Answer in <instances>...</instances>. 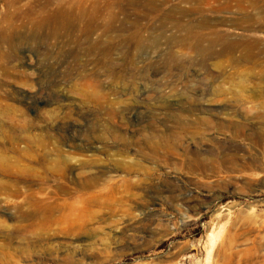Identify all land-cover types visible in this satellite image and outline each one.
Here are the masks:
<instances>
[{
	"label": "rangeland",
	"instance_id": "rangeland-1",
	"mask_svg": "<svg viewBox=\"0 0 264 264\" xmlns=\"http://www.w3.org/2000/svg\"><path fill=\"white\" fill-rule=\"evenodd\" d=\"M242 1L0 0L1 260L264 264V0ZM194 154L227 176L186 180Z\"/></svg>",
	"mask_w": 264,
	"mask_h": 264
},
{
	"label": "bare ground",
	"instance_id": "bare-ground-1",
	"mask_svg": "<svg viewBox=\"0 0 264 264\" xmlns=\"http://www.w3.org/2000/svg\"><path fill=\"white\" fill-rule=\"evenodd\" d=\"M247 1H249V0H244V1H242L241 3H239L238 4V7L241 9L242 8V6H243V3L244 2H247ZM228 2V1H227ZM236 4V3H235ZM224 5V4H223ZM229 7V6H228ZM227 7V8H228ZM224 8V7H223ZM229 9H230V7H229ZM250 37V36H249ZM252 37V36H251ZM255 37H252L251 38V42L252 43H250V41H248V43H244V49H242V50H244L245 51V55L249 58V57H251V51H252V48H253V43L254 44H258V40L257 39H254ZM240 40V39H239ZM244 40H245V38H244ZM229 46H230V48H231V50H236V47H237V45H236V43L235 42H230L229 43ZM256 47H254V49H255ZM259 50V49H258ZM257 50V51H258ZM256 52V51H255ZM254 52V53H255ZM253 53V54H254ZM257 53V55H258V53L260 54H262V53H264V51H261V50H259L258 52H256ZM254 55H256V54H254ZM253 55V56H254ZM259 56V55H258ZM262 56V55H261ZM175 116V117H174ZM172 117H174V118H180V116H178V115H173ZM174 135H172V137H173ZM189 156H191V160H190V162L188 163V165H187V168L190 170V172H189V174L188 175H186V177H184L186 180H198V179H203V178H207V177H211V178H216V179H223L225 176H227L226 174L229 172V170H228V172H227V169L225 168V166H214V165H212L211 163H209V161H207V159L205 158V156L204 157H198V156H196L195 154L194 155H189ZM153 159H156L157 161H160L161 163H168L167 161H165V159H162L161 158V156L160 155H158V154H156L155 156H153ZM185 162V161H184ZM173 163V162H172ZM171 163V164H172ZM178 163H179V161H178ZM206 163V164H205ZM180 165V164H179ZM174 176V175H173ZM173 176H169V177H167V178H169V179H172V180H176V178H175V176L173 177ZM183 178V177H182ZM231 254V253H230ZM230 254H225V256H224V261H223V263L222 264H229V259H230ZM216 256V255H215ZM223 256V255H222ZM165 257V256H164ZM167 260V259H166ZM213 262H215V263H217L216 262V259L214 258V261ZM0 264H9V262L8 261H6V260H1L0 259ZM214 264V263H213Z\"/></svg>",
	"mask_w": 264,
	"mask_h": 264
}]
</instances>
